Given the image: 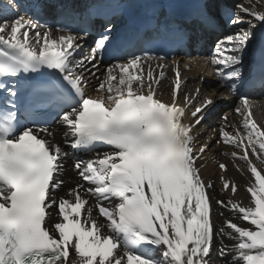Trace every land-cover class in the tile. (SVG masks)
Here are the masks:
<instances>
[{
	"label": "snow or ice",
	"instance_id": "6c2138e0",
	"mask_svg": "<svg viewBox=\"0 0 264 264\" xmlns=\"http://www.w3.org/2000/svg\"><path fill=\"white\" fill-rule=\"evenodd\" d=\"M248 3L228 10V24L240 27L218 39L205 61L219 86L238 96L232 111L240 126L225 114L218 134L213 129L197 147L199 126L216 102L200 100L199 87L186 89L182 71L190 66L169 60L168 51L195 45L201 30L215 27L213 0L138 32L139 54L107 64L100 77L113 45L111 22L82 54L90 33L75 23L71 3L0 0V264H213L217 240L219 257L231 255L225 264H264V127L241 91L264 87V11L257 10L264 0ZM46 17L54 23L38 22ZM250 52L260 63L246 79ZM44 107L68 129L63 145L53 121L40 116ZM213 141L236 149L230 155L245 178L247 204L235 198L241 186L224 175L227 164H219L226 200L203 179L201 161ZM64 146L91 155L72 160L79 179L58 195L70 158ZM214 206L229 213H220L219 227Z\"/></svg>",
	"mask_w": 264,
	"mask_h": 264
},
{
	"label": "bare ground",
	"instance_id": "6f19581e",
	"mask_svg": "<svg viewBox=\"0 0 264 264\" xmlns=\"http://www.w3.org/2000/svg\"><path fill=\"white\" fill-rule=\"evenodd\" d=\"M245 1L246 0L240 1L239 4H243L245 6L247 4V1L246 2ZM254 1H256V0H252V2H254ZM258 5L260 6V8H257V10L258 11H264V3L258 4ZM241 15H242L243 19H245V20L252 19L251 17H249L247 15H244V14H241ZM25 16L29 17L28 15H25ZM238 27H240V26H235V28L233 30L237 31ZM242 27L246 28L247 25L246 24L242 25ZM234 31H232L231 33H229L227 35L232 34ZM85 44H89V39H87ZM88 50L84 48L82 54L87 53ZM207 59L208 58H204V59H200V60L191 59V60H186L184 62H181L182 68L184 67V65L190 66L191 64H195L197 66L196 69H192L193 71L191 70V68L190 69L188 68L187 70L182 71V76L184 78H186V89L188 91L194 92L196 90V88L199 87L201 89L200 100H203L206 96H208V97H211L213 100H215L216 103L221 102L222 100H224L221 98L222 95L228 96L230 94L227 93L223 89V87L219 86L220 81H219L218 77H216L213 73L211 76H208V73L207 74L204 73L205 75L204 74L203 75L205 78L203 80L200 79L201 71L203 72L204 69L206 70V72H209V71L213 72V66L211 64L205 65V61ZM105 66L106 65L100 64L99 71L97 72V77L102 76ZM243 66L246 67L245 62H244ZM167 75L170 79L163 81L166 93L170 89L172 73L169 71L167 73ZM90 79H91L92 84L96 83V79H93L91 77H90ZM208 85L210 86L209 88H207ZM92 94L95 95L96 93L93 91ZM257 98L258 99L256 101H253L252 99H250V111H251L253 119L256 121V123L259 126L264 127V96H260ZM164 99L168 100V99H170V97L166 94ZM228 99H232L231 102H236L237 105L240 103V100L236 101L233 98V96H230V98H228ZM257 105H259L260 109L262 110V117L261 118H260L259 113H257V111H256ZM233 109H234V107L232 108V106L230 105L227 110H220V112H222V111L226 112L229 115V123L230 124H236V126L239 127L240 126L239 120L241 118L233 114V111H232ZM218 112L219 111L217 109L211 115H208V118L199 126V130H201L200 128L202 126H204V128L207 127L208 126L207 121L210 118L213 122L212 126L208 127L205 130V132H203L200 135V138L198 140V141H200V139H202V141H200V143H203L208 138L209 134L212 132L213 129H215L217 134H218L220 125L222 123L221 122V116ZM51 128L55 132V137H54L55 142L63 145V141L65 139V133L68 131V129L62 127L60 124H58L57 122H54V121L51 125ZM227 130L230 132L233 131V129L231 127H229ZM261 139H264V138H261ZM64 147H65V151H67L69 153L70 158L67 161L65 173L62 176V178L65 180V186L59 191L58 195H64L67 188L75 186V184L77 183V181L79 179L76 175V172L71 168V163L73 160L71 158V155L75 154V152L73 149H71L67 146H64ZM235 150L236 149L232 145H224L223 143H221L220 145H217L213 141L211 148L208 151H206L203 154V156H205V155L211 156L212 158L215 159V161L217 163H219V164L225 163L228 165V170L226 172H224V175L227 178L234 179L241 186L239 193L235 198L238 200H241L243 203L247 204L248 203V194L245 192L244 187H243L244 182H245V178L241 176L240 172L237 171V169L235 167H233V158L230 155V153L232 151H235ZM90 155H91V153L87 157L79 155V158L86 160L90 157ZM206 158L208 160L203 159L201 161V163H203V165H204L203 168L201 169L202 177L205 181H209V180L213 181L214 185H215L214 195L220 199L226 200L228 198V196L231 195V193H221L220 192V189L222 186V181L220 179L221 174H222V170L215 168L213 161L209 160L208 157H206ZM254 162H257V161L254 160ZM237 163H240L241 166H245L243 164V162H241V161H237ZM221 212L224 213V216L229 215V213L226 210L219 208V206H214V208H213V219L215 220L217 227H219V225L221 224V221L223 219V217L220 216ZM226 242H228V241H226ZM229 243H231V242H229ZM218 247H219V241L217 240L213 246V250H212V254H211L213 264H225V260H228L230 262L231 261V255L228 257H225V258L219 257V254L216 250Z\"/></svg>",
	"mask_w": 264,
	"mask_h": 264
},
{
	"label": "rangeland",
	"instance_id": "374dc122",
	"mask_svg": "<svg viewBox=\"0 0 264 264\" xmlns=\"http://www.w3.org/2000/svg\"><path fill=\"white\" fill-rule=\"evenodd\" d=\"M241 1H244V0H241ZM246 1H247V4H248V5L246 4L247 7L250 6L249 3H248V0H246ZM246 1H245V2H246ZM243 3H244V2H243ZM252 3H253V4H256V1H254V2H252ZM257 8H260V6H259L258 4H257ZM184 66H185V65H184ZM194 68H196V67H194ZM191 70H192V69H191ZM192 71H193V70H192ZM205 71H206V70H205ZM201 72H202V71H201ZM209 72H211V71H209ZM209 72H207V73H209ZM203 74H204V72H203ZM204 75H205V74H204ZM206 76H207V75H206ZM231 106H232V108H233V107L236 108L237 103H236L235 105H231ZM257 106H258V105H257ZM257 106H256V111H257V113H259L260 118H261V117H262V112H261L262 110L260 109V107H257ZM218 110H219V109H218ZM218 113L220 114L221 117L224 116L225 114H227V113L224 112V111L220 112V110H219ZM201 134H202V133H201ZM199 138H200V137H199ZM200 141H202V139H200ZM200 141L197 142V143H198V144H197V147H199V145L201 144ZM206 157H208L209 160L213 161V163H214V167H215V168L220 169V168H219V165H218L219 163H217V162L215 161L214 158H212L211 156H207V155H205V156H204V159H205V160H208Z\"/></svg>",
	"mask_w": 264,
	"mask_h": 264
}]
</instances>
